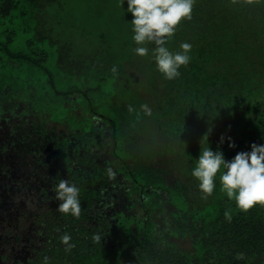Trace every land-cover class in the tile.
<instances>
[{
	"label": "trees",
	"instance_id": "trees-1",
	"mask_svg": "<svg viewBox=\"0 0 264 264\" xmlns=\"http://www.w3.org/2000/svg\"><path fill=\"white\" fill-rule=\"evenodd\" d=\"M60 1L0 0V107L10 108L11 92L20 95L24 90L27 100L40 92L36 96L42 98L41 107L45 106L40 116L59 119L63 100L67 110L80 109L95 124L83 141L96 145V150H52L51 181L37 191L10 179L0 183V264H43L45 256L49 264H197L191 254L170 241L180 237L198 257L206 258L200 264H264V206L242 212L220 191L219 173L209 202L200 207L191 204L181 181L169 184L157 168L123 158L118 149L125 137L120 130L125 126L99 112L105 105L101 84L87 90H58L47 67L49 54L34 47L33 36L43 34L39 31L44 21L42 6L52 7ZM110 1L119 6L122 2ZM125 3L127 0L122 7ZM127 7L111 16L117 23H127L123 34L130 44L129 61L118 64L117 74L111 71L107 80L115 84L123 75L130 77L127 69L137 70L138 58L144 61L143 74L152 85L147 101L158 111L157 120L148 124L154 129L151 141L156 139L155 132L169 133L180 150H186L193 167L207 147L231 160L238 152H250L253 143L264 145V0L250 5L196 0L192 19L184 20L166 45L173 52L180 51L183 42L192 45L191 62L171 81L156 68L154 44L146 45L147 56L135 54L133 17ZM41 37L47 39L45 34ZM21 40L26 42V50L15 49ZM118 55L113 54V61ZM45 74L51 79L44 83L50 82L49 88L54 89L49 100L47 85L40 81ZM25 98L20 99L23 106L28 103ZM1 116L0 133L11 128L5 112ZM230 143L235 147H229ZM62 153L64 160L59 158ZM57 166L61 169L55 171ZM7 173L13 172L3 166L0 180ZM60 179L80 189L79 218L57 211L59 201L52 189ZM113 189L128 200L124 209L115 201ZM156 190L165 191L171 205L179 213H188L191 220L177 214L163 218L157 212L158 201L152 206L142 204ZM135 201L141 206L140 213L134 212ZM229 209L231 221L224 216ZM64 234L70 236L67 244L61 242ZM96 234L100 242H94ZM69 245L74 247L65 251Z\"/></svg>",
	"mask_w": 264,
	"mask_h": 264
},
{
	"label": "rangeland",
	"instance_id": "rangeland-1",
	"mask_svg": "<svg viewBox=\"0 0 264 264\" xmlns=\"http://www.w3.org/2000/svg\"><path fill=\"white\" fill-rule=\"evenodd\" d=\"M125 6L126 3L122 7L119 4L114 5L110 0H61L52 7L44 4L41 13L44 21L39 31L45 34L47 39H42L43 34L35 33L34 47L47 50L49 54L47 67L58 90L65 91L69 87L87 90L101 84L105 92L103 96L105 105L99 112L112 121H121L125 126L120 130L125 137L120 139L122 144L118 149L121 150L123 158L134 159L137 163L143 162L145 165L157 168L169 184L176 180L181 181L189 202L198 207L203 206L209 202L211 196L202 199V193L198 188L199 182L191 175L194 167L187 159L186 150H180L178 142L169 133L155 132L156 139L154 142L151 141V136L154 138V129L152 124L150 128L148 124L157 120L155 117L158 111L157 106L147 101L152 85L143 74L144 61L138 58L135 63L137 70L127 69L130 77L123 75L115 84L111 79L107 80L110 78L113 66L129 61L130 44L127 34H123L127 23H117L112 19L115 12L120 15L121 8ZM25 48L24 40L15 44L17 50ZM114 53H119L115 61H113ZM102 78H106V81H101ZM50 79L49 74L40 75L42 86L47 85L45 83ZM49 86L50 82L45 88L47 100L50 99V92L54 91ZM21 92L23 93L20 95L11 92L12 96L11 94L10 96L14 100L10 108L0 107V120L5 112L7 120L11 123L10 130L0 133V169L5 166L13 172L7 173L8 177L2 174L0 183L10 179V182L18 181L21 185H31L37 191L41 187L49 186L48 183L51 181V164L55 161L54 155L51 154L52 150H85L86 148L96 150V145L90 141H83L86 132L92 131L95 124L89 122L80 109L71 113V110H67L65 104H62L63 100L59 107V119L40 116L45 107L40 105L42 98L36 96L40 95V92L35 96L31 95L34 98L28 100L25 98L27 96L24 90ZM2 98L0 93V102ZM22 98L28 101L26 106L20 103ZM145 104L151 110L150 115L141 108V105ZM129 106L133 108L132 112H129ZM73 120L78 122L72 124ZM45 127L52 129L51 136ZM59 158L64 160L65 154L62 153ZM60 169L61 166H57L55 171ZM113 191L118 206L124 209L129 204L128 200L121 191L114 189ZM157 201L161 205L157 212L163 218H171V215L177 214L186 221L191 220L188 213H179L171 205L165 191L151 192L150 196L143 198L142 204L152 206ZM135 202L137 207L134 212L140 213L141 206L137 201ZM170 241L184 252L191 254L197 264L206 260L198 257L191 244L183 237Z\"/></svg>",
	"mask_w": 264,
	"mask_h": 264
},
{
	"label": "clouds",
	"instance_id": "clouds-1",
	"mask_svg": "<svg viewBox=\"0 0 264 264\" xmlns=\"http://www.w3.org/2000/svg\"><path fill=\"white\" fill-rule=\"evenodd\" d=\"M235 5L259 4L261 0H230ZM196 0H127V11L132 14V39L137 45L134 49L136 55L145 57L149 54L148 44H154L152 56L156 68L166 80L180 77L181 67H187L191 62L189 53L192 45L187 42L180 44V51H170L166 46L175 36L178 26L184 20H191ZM123 0L121 2V6ZM115 75L116 66L111 69ZM142 110L150 115L151 110L141 105ZM129 112L133 108L129 106ZM211 131V129H209ZM207 138V134L205 136ZM223 137L221 142H223ZM230 139V138H229ZM229 147H235L230 143ZM219 173L220 191L227 198L234 200L236 207L242 212H247L255 205L264 206V145H251V151L238 152L231 160H226L221 151H213L210 147L201 150L199 158L191 175L199 182L198 188L202 199H207L216 189V176ZM52 191L55 200L59 201L57 211L64 215L79 218L81 202L80 189L67 179H60ZM224 216L231 221V210H226ZM70 240L68 234L61 237V242L67 244ZM94 242H100L101 237L93 236ZM74 245L66 247L70 251ZM240 254H238V257ZM43 264H49V258H43Z\"/></svg>",
	"mask_w": 264,
	"mask_h": 264
}]
</instances>
